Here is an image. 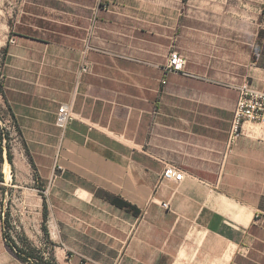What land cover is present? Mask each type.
Segmentation results:
<instances>
[{
    "label": "crops",
    "instance_id": "1",
    "mask_svg": "<svg viewBox=\"0 0 264 264\" xmlns=\"http://www.w3.org/2000/svg\"><path fill=\"white\" fill-rule=\"evenodd\" d=\"M145 14L141 0H0L2 102L24 147L10 164L2 145L0 198L14 183L38 234L45 205L53 264H264V124L230 143L225 86L264 92V0L249 38L245 19L185 26L178 14L172 40ZM172 49L194 77L162 84ZM169 164L180 183H160ZM35 180L42 190L23 188ZM0 264H32L7 247L2 218Z\"/></svg>",
    "mask_w": 264,
    "mask_h": 264
},
{
    "label": "rangeland",
    "instance_id": "2",
    "mask_svg": "<svg viewBox=\"0 0 264 264\" xmlns=\"http://www.w3.org/2000/svg\"><path fill=\"white\" fill-rule=\"evenodd\" d=\"M262 2L263 0H141L143 10L146 11L145 21L141 24L150 29H158L163 34L165 32L167 36L171 35L172 40H174V18L178 14H182L185 26H190L193 20L200 27H218L220 24H224V26L228 24V27L233 28L239 19L241 21L245 19L249 38L252 37L253 32L257 29ZM2 7V16L4 17V3ZM4 40L5 36L0 25V45L2 42V48L0 49L1 88L2 75L4 74L3 62L5 60ZM2 132L9 135L11 152L18 156L17 151L22 149L23 145L18 140V134L8 117L0 94V133L2 134ZM16 138L17 140L15 141ZM2 145L6 146V140L3 141ZM12 158H14V155ZM7 169H9V165H7ZM0 174L2 175V163H0ZM13 184H8L3 201L2 197L0 198V218L6 219L8 222L9 229L6 231L20 247L25 249L24 251L31 253L33 257L48 258L52 253L53 247L49 238L45 236L41 229L39 234L36 233L35 226L39 220L36 215V206L31 201L27 204L25 200H22L21 190L12 187ZM36 186L39 190H42L36 180L34 184L31 185L29 183L24 185L23 188L32 189ZM23 191L26 192L25 190ZM44 253L49 255L46 256ZM44 261L50 260L45 259ZM28 263L36 264L37 262L33 259Z\"/></svg>",
    "mask_w": 264,
    "mask_h": 264
},
{
    "label": "built area",
    "instance_id": "3",
    "mask_svg": "<svg viewBox=\"0 0 264 264\" xmlns=\"http://www.w3.org/2000/svg\"><path fill=\"white\" fill-rule=\"evenodd\" d=\"M9 44H14V40L10 39ZM85 50L86 52H94L96 54L108 56L111 58H122L142 63V61H139L138 59H133L132 57H128L118 52L96 49L90 46H86ZM161 69L163 74V78L161 81L162 84H165V79L170 74L194 77L187 71L186 57L174 49L170 50V52L168 53L166 62ZM87 71V67H82L80 69V74L87 73ZM225 86L234 89L237 93V101L233 111V118L231 121L229 134V142L234 143L242 135L244 125L264 124V92L252 88L248 82H242L239 85ZM70 118L71 114L69 108L66 105L61 106L58 109V114L56 117L57 127L60 129L65 128ZM183 179L184 171L173 164H169L165 166L160 176V183H180ZM162 207L164 209H168V204L163 203Z\"/></svg>",
    "mask_w": 264,
    "mask_h": 264
},
{
    "label": "trees",
    "instance_id": "4",
    "mask_svg": "<svg viewBox=\"0 0 264 264\" xmlns=\"http://www.w3.org/2000/svg\"><path fill=\"white\" fill-rule=\"evenodd\" d=\"M4 52H6L5 49H4ZM0 94H1L2 98L4 99V94H3V91H2L1 87H0ZM4 103H6V102H4ZM5 106H6V109L9 110V107L7 106V104ZM4 140H6L5 148H6L7 159L9 161V163L11 164L12 163V160H11L12 156H11L10 147H9V142H10L9 135L5 134L3 132H2V134L0 133V159H1V156H2V143H3ZM0 176H1L0 177V181H2V175L0 174ZM46 219H47V213H46V207L44 205L42 231L44 232L45 236L47 235V229H46V226H45ZM3 222H4V240H5V243H6L7 247L12 252L16 253V256H17V258L19 260H21L22 262H29V261L34 259V261L37 262L36 264H53L51 261H44L43 258H35V257L32 256L31 253L24 251L25 249L20 247L17 244V242L6 231V230L9 229L7 220L3 219Z\"/></svg>",
    "mask_w": 264,
    "mask_h": 264
}]
</instances>
